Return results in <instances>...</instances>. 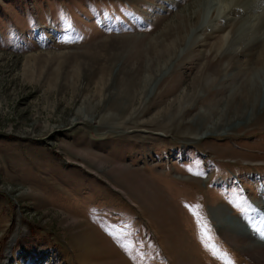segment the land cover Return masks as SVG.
<instances>
[{"label":"rangeland","instance_id":"obj_1","mask_svg":"<svg viewBox=\"0 0 264 264\" xmlns=\"http://www.w3.org/2000/svg\"><path fill=\"white\" fill-rule=\"evenodd\" d=\"M193 2L0 0V264H254L217 216L264 220V68L168 53Z\"/></svg>","mask_w":264,"mask_h":264},{"label":"bare ground","instance_id":"obj_2","mask_svg":"<svg viewBox=\"0 0 264 264\" xmlns=\"http://www.w3.org/2000/svg\"><path fill=\"white\" fill-rule=\"evenodd\" d=\"M217 2H221L222 4L220 5L217 11L218 15L214 19H212L209 25L204 22L200 23L201 16L204 12V7L210 3L209 0H194L193 3L187 5V7L190 6L189 7L190 14L186 15L185 17L181 16V21L178 23V26L175 27L174 30L173 29L169 30L168 35L171 37L175 35V37L172 43L166 44L167 52L169 53L171 51H174L175 49L174 42L177 46L185 45L186 29L190 27L189 23L191 24L194 20L197 21L195 22V24L193 23L192 24H193V30L198 32L197 38L194 36L195 39H198L197 41L198 43L203 42V39L199 38L202 35L199 34V32L209 30L211 34L212 33L217 34L218 40L214 45H218V46L215 47L214 50H211L210 55L217 56L218 53H220L222 60L229 58V63L225 68L226 71H230L233 68V65H236L232 63L235 61L237 55L238 56L249 55L251 56L252 59H254V61H252L251 64H249L248 62L247 67L249 69L246 70L245 77L243 78V80H241L242 84H239L241 85V87L239 88L238 91L239 93L244 94V96L246 97H252V95L257 93L259 90H258V82L254 80V76L253 75L251 76V74L254 73L256 69L264 68V43L263 45H261L262 41L264 40V0H217ZM260 8H262L263 11L261 12L257 11V9ZM215 12H216V8L214 9V12L211 16L212 18ZM250 14L256 17L254 21L258 20L257 21L258 23L256 24L255 21L254 25L253 24L251 25V28L253 27L257 29L258 26L260 28L259 31L256 32L258 34L255 35V37H253V35L251 39H248L247 37L246 39L248 40L245 43H242V41H237L239 37L236 40L237 35H235V31L243 20L244 21L245 19L247 20ZM250 22L253 23V21ZM187 45H189V43H187ZM232 49H234L235 52L234 55L230 58L229 53ZM220 210H216L217 214ZM261 213L264 215V210H262ZM217 217L220 223L226 220V222H228L226 223V225L232 227L233 228L232 231H234V229L237 230V234L235 232L230 231L231 233H234L235 236H238L240 239L244 238L245 245L240 247V249H242L248 254L252 262H254V264H264V239H263L264 234H262L263 233L262 231H264V220L263 222H261V220H257V222L252 221L246 227H242L240 224L238 223L236 224V221L228 219L229 217L228 218L226 217L225 219L224 216H220V217L217 216ZM255 234H259V235L254 237ZM11 248H12V243H10V246L7 251L8 254L3 264H10L12 259Z\"/></svg>","mask_w":264,"mask_h":264},{"label":"crops","instance_id":"obj_3","mask_svg":"<svg viewBox=\"0 0 264 264\" xmlns=\"http://www.w3.org/2000/svg\"><path fill=\"white\" fill-rule=\"evenodd\" d=\"M243 219H244V218H243ZM244 220H245V219H244ZM244 220L241 219V221H244Z\"/></svg>","mask_w":264,"mask_h":264},{"label":"snow or ice","instance_id":"obj_4","mask_svg":"<svg viewBox=\"0 0 264 264\" xmlns=\"http://www.w3.org/2000/svg\"><path fill=\"white\" fill-rule=\"evenodd\" d=\"M259 231V230H258ZM262 234H264V233H262Z\"/></svg>","mask_w":264,"mask_h":264}]
</instances>
